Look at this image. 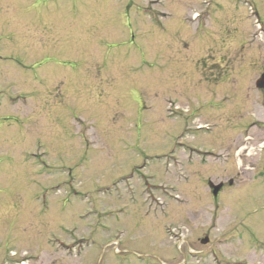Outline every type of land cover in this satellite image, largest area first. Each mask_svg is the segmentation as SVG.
<instances>
[{
    "label": "rangeland",
    "instance_id": "obj_1",
    "mask_svg": "<svg viewBox=\"0 0 264 264\" xmlns=\"http://www.w3.org/2000/svg\"><path fill=\"white\" fill-rule=\"evenodd\" d=\"M263 72L264 0H0V264H264Z\"/></svg>",
    "mask_w": 264,
    "mask_h": 264
},
{
    "label": "water",
    "instance_id": "obj_2",
    "mask_svg": "<svg viewBox=\"0 0 264 264\" xmlns=\"http://www.w3.org/2000/svg\"><path fill=\"white\" fill-rule=\"evenodd\" d=\"M256 87L259 89H264V73L261 75L260 79L256 82ZM213 193L217 196L218 192L220 191L222 184L213 185Z\"/></svg>",
    "mask_w": 264,
    "mask_h": 264
},
{
    "label": "flooded vegetation",
    "instance_id": "obj_3",
    "mask_svg": "<svg viewBox=\"0 0 264 264\" xmlns=\"http://www.w3.org/2000/svg\"><path fill=\"white\" fill-rule=\"evenodd\" d=\"M229 184H230V186H231V185L233 184V181H232V182L230 181ZM224 189H225V186H223L221 192H222ZM221 192H220V193H221ZM220 193H219V194H220ZM218 196H219V195H218Z\"/></svg>",
    "mask_w": 264,
    "mask_h": 264
}]
</instances>
